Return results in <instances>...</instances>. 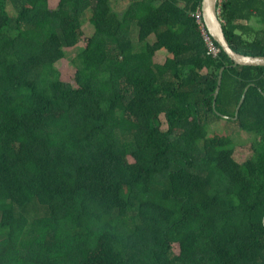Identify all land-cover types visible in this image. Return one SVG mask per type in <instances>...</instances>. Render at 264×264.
Segmentation results:
<instances>
[{
	"label": "trees",
	"instance_id": "1",
	"mask_svg": "<svg viewBox=\"0 0 264 264\" xmlns=\"http://www.w3.org/2000/svg\"><path fill=\"white\" fill-rule=\"evenodd\" d=\"M201 7L0 0V264H264V66L208 54ZM218 12L264 55V0ZM220 119L253 140L209 134Z\"/></svg>",
	"mask_w": 264,
	"mask_h": 264
},
{
	"label": "water",
	"instance_id": "2",
	"mask_svg": "<svg viewBox=\"0 0 264 264\" xmlns=\"http://www.w3.org/2000/svg\"><path fill=\"white\" fill-rule=\"evenodd\" d=\"M218 1L219 0H202V14H203V21L206 25L207 30L211 34L212 38L217 42V44L222 48L225 53L230 57L232 60L233 66L237 65H251V66H264V55H248V54H243L240 52H237L234 50L230 44L228 39L226 38V35L223 30V25L222 21L219 17V12H218ZM224 69V66L221 67L218 75V81H217V87L214 92V98L216 99L217 93L219 91V87L221 84V79H222V71ZM248 88V85L245 87L244 92L241 96V99L239 103L237 104L236 107V112L235 116L232 118L237 117V113L239 110V107L241 106L245 94H246V89ZM215 105V102H214ZM220 115L223 118H229L230 116L221 114Z\"/></svg>",
	"mask_w": 264,
	"mask_h": 264
},
{
	"label": "rangeland",
	"instance_id": "3",
	"mask_svg": "<svg viewBox=\"0 0 264 264\" xmlns=\"http://www.w3.org/2000/svg\"><path fill=\"white\" fill-rule=\"evenodd\" d=\"M57 3H58V0H49V4L51 7H55ZM123 4L124 3L122 2L119 5L118 7L119 10L124 6ZM86 28H87V24L85 25V29ZM137 30H138L137 26H133L131 29V37L133 39L136 38ZM86 34L90 35V27L87 28ZM150 41H152V39ZM83 45H84V42L81 41L74 47L66 48L65 56L56 62L55 66L57 69H59L62 80L66 82H71L72 80L71 75L74 72V67L71 64V59L81 50ZM164 56H165V53H160V55L159 56L157 55V57H155L154 60L163 61ZM217 131L218 132L225 131L227 133H230V135L233 137L234 141L237 144L246 143V142H250L253 140V135L251 133L235 128L233 123L228 122L225 119L215 120L213 121V123H211V126L209 127V134H213ZM244 151H247V150L244 149Z\"/></svg>",
	"mask_w": 264,
	"mask_h": 264
},
{
	"label": "built area",
	"instance_id": "4",
	"mask_svg": "<svg viewBox=\"0 0 264 264\" xmlns=\"http://www.w3.org/2000/svg\"><path fill=\"white\" fill-rule=\"evenodd\" d=\"M192 15L195 16L197 22L199 23V27L201 29L202 37L205 42L208 54H210L211 56H217L218 52L220 51V47L215 43V40L205 28L202 11L196 10Z\"/></svg>",
	"mask_w": 264,
	"mask_h": 264
},
{
	"label": "crops",
	"instance_id": "5",
	"mask_svg": "<svg viewBox=\"0 0 264 264\" xmlns=\"http://www.w3.org/2000/svg\"><path fill=\"white\" fill-rule=\"evenodd\" d=\"M130 1H131V0H111V6H112L113 10L116 11V12L119 14V16H122L124 10H125V9L127 8V6L129 5ZM122 2L124 3V4H123L124 6L119 10L118 7H119V5H120ZM120 12H121V13H120Z\"/></svg>",
	"mask_w": 264,
	"mask_h": 264
}]
</instances>
